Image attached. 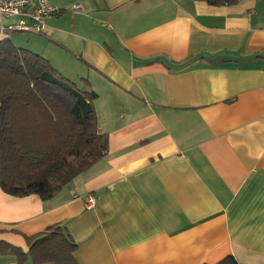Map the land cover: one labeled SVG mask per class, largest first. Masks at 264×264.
I'll list each match as a JSON object with an SVG mask.
<instances>
[{"label": "crops", "instance_id": "0c3cea01", "mask_svg": "<svg viewBox=\"0 0 264 264\" xmlns=\"http://www.w3.org/2000/svg\"><path fill=\"white\" fill-rule=\"evenodd\" d=\"M48 1L44 33L0 39L87 80L108 151L50 199L0 189V240L59 224L77 264H264V0Z\"/></svg>", "mask_w": 264, "mask_h": 264}, {"label": "trees", "instance_id": "16d2710c", "mask_svg": "<svg viewBox=\"0 0 264 264\" xmlns=\"http://www.w3.org/2000/svg\"><path fill=\"white\" fill-rule=\"evenodd\" d=\"M233 6L242 0H194ZM61 12V10H60ZM59 14V13H58ZM43 56L0 39V189L13 197H53L108 151L94 110L96 94ZM88 88V89H87ZM28 251L0 240L16 264H77V245L59 224L24 236ZM216 264H241L226 256Z\"/></svg>", "mask_w": 264, "mask_h": 264}, {"label": "built area", "instance_id": "2783aa9c", "mask_svg": "<svg viewBox=\"0 0 264 264\" xmlns=\"http://www.w3.org/2000/svg\"><path fill=\"white\" fill-rule=\"evenodd\" d=\"M58 13L60 10L48 0H0V33L42 34L46 29V19ZM96 202L93 195H88L85 206L92 209Z\"/></svg>", "mask_w": 264, "mask_h": 264}, {"label": "rangeland", "instance_id": "374dc122", "mask_svg": "<svg viewBox=\"0 0 264 264\" xmlns=\"http://www.w3.org/2000/svg\"><path fill=\"white\" fill-rule=\"evenodd\" d=\"M12 35L13 36H15V35H27V36H29V34H14V33H12ZM31 36V35H30ZM74 82H76V81H74Z\"/></svg>", "mask_w": 264, "mask_h": 264}]
</instances>
